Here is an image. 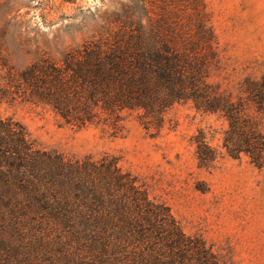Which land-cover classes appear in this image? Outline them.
I'll return each mask as SVG.
<instances>
[{
	"label": "trees",
	"instance_id": "1",
	"mask_svg": "<svg viewBox=\"0 0 264 264\" xmlns=\"http://www.w3.org/2000/svg\"><path fill=\"white\" fill-rule=\"evenodd\" d=\"M148 23L128 15L112 32L44 55L20 70L6 60L4 91L49 106L67 125L124 128L136 111L158 133L165 113L190 102L227 121L224 154L264 164V74L240 94L209 80L219 41L203 0H159ZM200 167L223 152L204 129L192 136ZM0 264H237L184 231L118 158L67 157L38 147L26 127L0 117Z\"/></svg>",
	"mask_w": 264,
	"mask_h": 264
},
{
	"label": "rangeland",
	"instance_id": "2",
	"mask_svg": "<svg viewBox=\"0 0 264 264\" xmlns=\"http://www.w3.org/2000/svg\"><path fill=\"white\" fill-rule=\"evenodd\" d=\"M219 41V64L209 80L240 94L247 76L264 74V0H203ZM159 0H0V117L21 122L43 149L67 157L105 154L135 175L151 199L165 203L185 232L202 236L223 259L264 264V164L222 149L227 121L197 112L190 102L165 113L162 129L150 134L136 111L125 112L117 133L105 125L76 128L46 105L4 91L6 60L20 70L44 55L60 59L72 47L117 28L128 15L148 23ZM204 129L223 155L200 167L192 136Z\"/></svg>",
	"mask_w": 264,
	"mask_h": 264
}]
</instances>
